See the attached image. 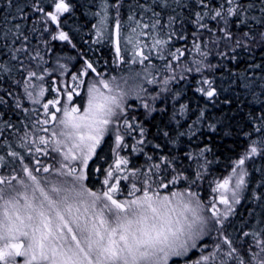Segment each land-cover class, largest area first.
<instances>
[{"label":"snow or ice","instance_id":"obj_1","mask_svg":"<svg viewBox=\"0 0 264 264\" xmlns=\"http://www.w3.org/2000/svg\"><path fill=\"white\" fill-rule=\"evenodd\" d=\"M6 2L12 6V0ZM156 3L161 8L170 6V0H156ZM171 3L187 7L184 0H171ZM197 3L208 12L193 13L191 23L195 30L191 33L192 49H188L172 44L173 40L187 42L189 39L183 30L177 31V16L169 15L165 20L161 13L140 4L139 8L152 12L150 22H144L132 12V5L125 4L124 0H99L100 11L93 13L99 17L98 23L93 25L98 38L96 42L107 36L109 43L114 44L116 60L113 63L128 66L127 74H122L119 79L116 76L105 78L93 62L81 56L78 70L68 73L70 80L75 82L74 87L53 88L55 73L59 71L63 75L66 65L58 64L53 68L37 49L32 52L27 47L14 50L16 53H28L27 62L20 60L18 55L12 56L13 60L20 61L21 79H14L11 82L13 87L0 92V123L6 128H15L6 119L5 105L9 111L21 110L23 113L39 111L24 106L25 99L33 105H41L48 118L31 124L34 129L32 136H38L40 145H50V150L37 147L35 151L51 157L53 162L46 163L37 158L32 168L23 165V177L26 179H18L15 175L11 179L0 176V264H264V232H244L243 236H251L252 239L239 247L223 234L224 222L234 212L233 205L240 203V192L245 186L247 172L242 166L250 156L264 155V152L258 153L255 146L257 143L264 145V140L252 141L250 150L236 162L232 172L238 178L233 186L229 187L232 182L229 176L213 189L220 193L218 202L226 209L223 213L215 201L205 208L198 194L191 190L207 162L201 163V159L212 151L207 144L198 146L195 156L190 151L183 154L192 161L187 168L178 170L177 157L173 153L159 156V162L148 164L147 171L136 168L130 176L123 177L119 172L127 171L129 161L117 154L114 165H110L105 173L101 190H93L89 186V162L94 156L99 158L97 149L109 142L106 137L115 135L116 145L121 147L125 138L120 134L122 129L125 135L138 133L141 137L136 141L138 145L150 143L146 139L144 120L150 123L156 119L154 114H159L162 121L174 122L171 131L166 130L167 124L157 130V135L172 144L180 137L187 136L190 141L197 137L196 129L200 124H206L212 133L229 128L225 123L227 115L208 124L205 110H200L193 126L186 132L177 131L185 125L180 124L175 111L180 93L171 85L201 74L195 91L215 106L220 90L215 79L202 75L205 68L214 67L205 63L210 52L232 63L237 60V49L251 51L252 44L264 47V28L258 32L251 28L233 32L229 27L233 23L230 17H236L237 28L247 26L248 10L256 6L253 3L246 6L238 0H224L227 8L223 4L218 8L210 7V0H197ZM260 3V10L264 13V0ZM33 7L44 14L45 31L51 41L67 42L75 48L61 21V15L70 11L69 3L51 0L49 10L37 4ZM124 7L129 9V15L127 21L122 22L121 8ZM209 13L211 20L222 22L219 27H210L205 22L204 18ZM21 17L27 18L22 10ZM179 23L183 28L184 22ZM259 23L264 26V17ZM13 27L16 29L13 43L16 40L26 42L28 37L20 31V25ZM122 46L124 52H132L128 61L121 55ZM45 47L50 49L47 43ZM193 50L201 59H184L186 53L191 56ZM152 57L161 63H152ZM132 65L143 67L135 70ZM0 68H4L2 62ZM154 73L160 74V78L157 79ZM249 83L242 86L247 90ZM145 84H157L159 87L150 91ZM46 91L56 92L57 98L42 103ZM60 93L66 96L63 104L58 98ZM74 95L79 98V103L74 102ZM130 99L140 101L138 107L143 110L142 119L129 114V110L136 107L129 103ZM223 103L231 104L232 101L226 98ZM179 107L180 115L190 111L186 103ZM251 119L259 121L254 132L264 134V102L261 113L252 115ZM49 124L55 126L40 127ZM40 132L49 135H38ZM224 134L229 133L225 131ZM21 140L22 146L35 143L27 133ZM154 147L160 149L162 146L155 144ZM139 151L143 153V148ZM10 155L18 157L19 154L12 152ZM19 159L24 158L19 156ZM152 160L151 155L147 156L148 162ZM193 168L195 171H191ZM238 168L241 169L239 173ZM185 172H191V175H185ZM122 181H129L130 188L127 185L122 187ZM184 182H188V186L183 190H173L175 185ZM121 196L124 198H119ZM205 211L211 215L205 216ZM213 231L218 233V237L212 250L205 251L209 247L205 237Z\"/></svg>","mask_w":264,"mask_h":264},{"label":"trees","instance_id":"obj_2","mask_svg":"<svg viewBox=\"0 0 264 264\" xmlns=\"http://www.w3.org/2000/svg\"><path fill=\"white\" fill-rule=\"evenodd\" d=\"M21 2L22 0H12V6L9 7L6 0H0V62H2V64L4 65V68H0V92H2L4 88L13 87L11 82L14 79H21V72L19 71L20 61L13 60L12 56L18 55L20 57V60H24L25 62H27L28 53H16L14 51L15 49L27 47L28 51L29 49H37L39 51H42L44 50L45 43L50 46V49L47 47H45V49H49L51 52H56L61 49V44L58 41H51L49 34L47 31H45V29L44 31L40 32L39 28L43 24L42 18H37L36 20L39 21H34L32 23L31 12H36L33 4H27L26 2L22 6L21 10L23 11V15L27 18L23 19L21 17V11L19 13L16 11V8L20 6ZM238 2L246 6L250 3H253L256 6L254 8H249L248 10L247 26L241 25L239 28H237L235 25L236 17L229 18L230 21H233V23H230L229 25V27L232 28L233 32L248 31L249 28H251L254 32L262 30L261 28H264V26H262L259 21L262 17H264V13H262L260 10V0H238ZM68 3L70 5V9L72 10V20L79 19V17L77 16L78 7H81V9H83V12H85V18H87L86 21H76L72 23L64 21L63 25L64 29L66 28L71 30L72 36L77 43L76 45L81 48L80 51L82 52V55L78 53L74 54L75 56H77V61H80L81 56H83L84 59L87 58L90 62L98 60L99 63H97V61L96 63L99 64V66L102 65L104 68L108 67L109 70L115 69L117 64L113 63V61L116 60L114 45L109 43L108 40H106L105 42L100 40V42L97 43L96 41L98 38L93 32V30H95L93 25H95L99 21V17L93 15V13H95V11L99 8V0H72ZM124 3L132 5V12L137 16L138 19H143L144 22H150L149 18L152 16V12L147 11L146 9L139 8L138 5L140 4L150 6L156 12L161 13L165 20L169 15L177 16V31L179 32L183 30L185 34L189 36V39L187 42L173 40L172 44H174L176 47L186 46L188 49H192L191 33L195 30L193 24L191 23V20L194 19L193 13L202 10L208 12V9H202V6L198 5L197 0H184V3L187 4V7H182L178 4L170 3V6L168 8L159 7L156 3V0H124ZM35 4L39 5L40 3L36 2ZM221 4H223L224 8L228 7V5L224 3V0H210V7L218 8ZM128 15L129 9L127 7L121 8L120 19L122 22L127 21ZM210 15L211 13L205 16V22L210 27H219L222 22L218 20H211ZM93 21L95 23L91 27L83 26L84 24L86 25ZM179 21L184 22L183 28H181ZM30 24L32 25L31 31L33 32L31 33L32 37L29 39ZM14 25H20V31L28 37V40L26 42L23 40H16L15 43H13L14 34L16 31V29L13 27ZM75 28H77L78 31L74 33ZM84 28H86V30ZM10 29L11 31H9ZM79 30L81 33H79ZM81 30L85 32H82ZM5 33H7L6 36L4 35ZM81 34H83L82 38ZM172 44H170L169 47H171ZM5 45L7 47H5ZM221 47H223V45H221ZM250 48L252 49L251 51L237 49L238 56L236 61H239L241 57L245 56L246 59L244 60H247L250 64L247 68H232V64L235 61L229 63L227 60H224L219 56L212 54L211 52L205 62L211 63L214 67H212L211 69L205 68L202 75L210 79H215L217 86L222 90V92H224L226 95L229 94L228 99L232 101L231 104H225L223 103L224 100L221 99L217 100L215 106H213V104L209 103V100L206 97L196 92L195 89L199 86L198 81L201 79V74L191 75L188 77L187 81H181L178 84L171 85L174 91H178L180 93L179 102L176 103L175 111L177 113V119L180 121V124L185 125V127L183 128H178L177 131L186 132L188 130V127L193 126V124L196 123V114L200 110H205V120H207L208 124L216 122L218 121V119H222L225 115H227L228 119L225 121V123L229 125L228 129L220 130L215 134L208 130L206 124H200V126L196 129L197 137L193 138L192 141H190L188 137L185 136L180 137L175 144H172L169 143L165 137L157 135V130L158 127L163 128L164 125L167 124L168 127L166 130L171 131L174 126V122L168 123L167 119L162 121L159 114H154L156 116L155 120L151 121L150 123L147 120H144V126L147 130L146 139L147 141H150V143L146 142L144 145H138L136 141L141 139L138 133L125 135L123 130L120 134L124 135L125 138L121 147H117L114 135L111 138L106 137V140H108L109 142L103 143L102 147L97 149L99 158L94 156L92 161L89 162V166L91 169L89 186L92 187L93 190H101L103 180L106 178L105 173L107 172L110 165H114L117 154H119L120 157L128 159L129 161V164L127 165V171L119 172V175L123 177L125 175L130 176V173L136 168H142L144 171H147L148 164L159 162V156L172 155L173 153L175 154V156L177 155V165L179 166L178 170L187 168V166L192 163V161L186 159L183 154L190 151L193 153V156H195L198 152V146L203 147L205 144H207L212 148V151L206 153L205 158L201 159V163H205V160L207 162L205 163V167L201 170L202 175L199 181L197 182V184L191 185V190L196 192L200 200L207 205L209 201V205H211L212 201L218 202L220 193L213 191V189L216 188V184L218 182H222L229 176L232 177L233 181L235 178L234 176L236 175H233L232 169L236 166V162L245 155L246 151L250 150V147L252 146L251 142H259L260 140H264V134L256 133L253 130L254 127L259 126V121H253L251 119L252 115L258 116L261 113L262 102H264V96H262L264 94V47H261L259 44H252L250 45ZM63 49H66V45ZM209 49H212L211 45H209ZM260 56H262L261 59H259ZM193 58L197 60L201 59V57L194 50L192 51L191 56H188V54L186 53L184 57V59L188 60H191ZM145 63L148 62L146 61ZM152 63L159 65L161 61L156 59L155 57H152ZM238 72H241V75L239 77H244V80H242L240 84L234 81ZM154 74L157 75V79L160 78V74ZM207 74H209V76H207ZM215 74H217L218 76L216 77ZM258 75L259 77L257 78ZM249 76L257 78V80L259 81H252V84L257 82V84L255 85L261 87L263 86V89H261L262 92H256V90L253 91L256 88H251V91L254 93L251 100L252 102H250L248 105L244 104L243 106L245 100H240L236 92L237 88L239 87L238 85H240L244 89L242 85L247 82L245 77L249 78ZM224 81L227 82L225 83ZM146 85L151 91L152 87L157 84ZM258 93L263 94L260 95V97L259 95H257ZM61 96H63V93H61L58 98H60ZM55 97L57 98V93L47 91L45 93V97L42 99V102H46L47 99ZM256 101H258V103ZM23 103L24 106H26L27 100L25 99ZM133 103L135 104V102ZM181 103H186L190 109V111L184 115H180L179 105ZM249 106L250 108H248ZM38 109V112L29 111L28 113H23L21 110H17L15 112L9 111L7 105L4 106V110L8 113L6 119L13 125H15V128L9 129L6 128L3 123H0V144H2V146L0 147V157H3V159H0V176L11 179V177L15 175L19 179L23 177V165L29 164L31 167H33L32 164L37 158L46 163L53 162L51 157H44L42 153H37L36 151H34L35 145H32L31 147L29 146V144L24 143L22 146L21 138L25 136V133H27L31 139H34L36 141V148L41 147L45 150H50V145H40L38 136H32L34 129H32L31 124L36 120H43L44 117L42 106L39 105ZM27 115H29V117ZM139 115L140 114L137 115L138 120L142 119V116L139 118ZM21 116L27 118V121L21 120ZM44 126L45 125H41L40 127ZM54 126V124L46 125V127L48 128H53ZM225 131H227L229 134L225 135ZM249 133L250 135H247ZM38 135L47 136L49 134L40 132L38 133ZM172 135H175V133H172ZM209 137H211V139H209ZM199 138L202 139L199 140ZM6 143H12L13 146L7 150L5 147ZM155 144H160L162 147L160 149H157L153 146ZM255 146L257 147L258 153L264 152V145L257 143ZM140 148H143V153L139 151ZM175 148L177 150H175ZM12 152L18 153V157L11 156L10 153ZM149 155L153 157V160L150 162L147 161V156ZM19 156H22L24 159L20 160ZM253 156L254 155L246 159L245 165L242 166L243 170L248 173L245 184L246 189L242 193L240 203L237 204V208L234 210L233 217L229 219L232 222L231 224H233L234 222L236 223V225L234 224L233 228H231V226H229V228L225 227L226 230L223 231V234L228 236L233 241V244L237 247H239L240 244L244 243L245 241L252 239L251 236H243L242 234L244 232H248L250 234L254 232H264V180H260L262 174L264 176V155H258V158H254ZM211 157H215V159ZM95 169H100V171H96ZM240 170L241 169L238 168L237 173H239ZM191 171H195V168H193ZM184 174L191 175V172H185ZM37 175L48 174L38 173ZM114 175H116L115 172ZM23 178L26 179V177ZM15 182L16 181H13V183ZM124 185H127L128 188H130L129 181H122V187ZM187 186L188 182L179 183L173 187V190H183ZM161 191L163 192L164 190ZM249 194L251 196H248ZM137 195H140V193H137ZM119 198L123 199L124 197L121 196ZM217 237V232L205 237V240L207 241L209 246L205 251L212 250V246L216 242ZM226 247L227 246L225 245L224 248Z\"/></svg>","mask_w":264,"mask_h":264},{"label":"rangeland","instance_id":"obj_3","mask_svg":"<svg viewBox=\"0 0 264 264\" xmlns=\"http://www.w3.org/2000/svg\"><path fill=\"white\" fill-rule=\"evenodd\" d=\"M71 2L72 0H65V2ZM27 2V4L28 3H30V4H35L36 2L37 3H40L38 6L39 7H43V8H45V10H49V5H50V0H22V2H21V4H20V6L19 7H17L16 8V11L19 13L20 11H21V9H22V6L25 4ZM170 3H171V0H170ZM171 4H173V3H171ZM42 5H44V6H42ZM15 11V12H16ZM100 11V8H98L95 12H99ZM37 12V11H36ZM31 12V14H32V18H31V20H32V23L34 22V21H39V20H36L37 18H43V13H40V12ZM145 13H147V12H145ZM63 15V14H62ZM61 15V21L63 22V16ZM31 23V24H32ZM29 25V39L32 37V32L33 31H31V29H32V25ZM97 24V23H96ZM45 27H46V25L43 23L41 26H40V28H39V30H40V32H42V31H44V29H45ZM93 32L96 34V29L95 30H93ZM41 34V33H40ZM71 37V36H70ZM46 38V37H45ZM148 37H144V39H147ZM71 39H72V44H74L75 45V48H73L72 47V45H70V44H68L67 42H63V41H58L60 44H61V49L59 50V51H56V52H51L49 49H45V47H44V50H42V51H40V53H41V55L45 58V60L48 62V64L49 65H51L53 68H56L57 67V65L58 64H63V65H66V67H65V69H64V74L63 75H61L60 74V72L59 71H57L56 73H55V75H54V80H55V83L53 84V88H55V87H57V86H59V87H61V88H65V87H74V85H75V82H73V81H71L70 80V78H69V76H68V73H74V72H76L77 70H78V68L80 67V61H77V56H75L74 54H80V55H82V52L80 51V47L78 46V45H76L77 43H76V41H75V39L73 38V36L71 37ZM37 40H39V39H37ZM102 41H106V40H108V37L107 36H104L102 39H101ZM147 40H149V38L147 39ZM29 42H30V40H29ZM65 45H66V49H63L64 47H65ZM129 47H131V46H129ZM32 50L33 49H29V52H32ZM65 51H69V52H65ZM147 49H145V53H147ZM65 52V53H64ZM28 55V54H27ZM121 55L123 56V58L125 59V61H128L129 60V58L132 56V52L131 51H128V52H124V50H123V46H122V53H121ZM206 62V61H205ZM147 64V63H146ZM133 69H135V70H140L143 66L142 65H132L131 66ZM102 68H103V71L101 72L102 74H104V76H105V78H109L110 76H116L117 77V79H119V77L122 75V74H127V71H128V66L126 65V64H119L118 66H116V68L115 69H107V68H104L103 66H102ZM113 72V73H112ZM207 76H209V74H207ZM215 76L217 77L218 75L217 74H215ZM85 79H87V78H85ZM210 79V78H209ZM217 79H219V78H217ZM256 80H257V78H256ZM247 82H250V81H252L251 79H247L246 80ZM263 82H264V80H263ZM263 85V84H262ZM252 86V85H251ZM48 87V85H47V83H45V88H47ZM145 87L146 88H148L147 87V85L145 84ZM263 87V86H262ZM261 86H256L255 88L256 89H254L253 91H260L261 92V89H263ZM153 88H158V85H155V86H153L152 87V89ZM245 89V88H244ZM248 90V92H250V90H251V87H248L247 88ZM230 91V90H229ZM264 91V90H263ZM47 92V91H46ZM45 92V93H46ZM237 92L238 93H242L241 95H248V93H246V91H244V90H242V91H238L237 90ZM244 92V93H243ZM56 93V92H55ZM61 94V93H60ZM59 94V95H60ZM250 94H252V96H253V92L251 91L250 92ZM257 95H261L260 93L259 94H257ZM56 98V97H55ZM253 98V97H252ZM60 100H61V103L63 104V103H65V101H66V96H65V94L63 93V96H61L60 98H59ZM74 102H76V103H79V98L78 97H76L75 95H74ZM133 102H135V104L133 103ZM43 103V102H42ZM129 103L130 104H132V105H135L136 107H133V108H131L130 109V111H129V114L130 115H132V114H135L136 116L138 115V114H140L139 115V118L141 117V113H142V109H140L138 106H139V104H140V101H138V100H135V99H130L129 100ZM26 106L27 107H29V109L31 110L32 108H37L38 109V107H39V105H33V104H31V102L30 101H27V104H26ZM60 105H57V107H59ZM50 109H51V106H50ZM42 110V109H41ZM51 110H53L54 111V109H51ZM43 112V111H42ZM44 113V112H43ZM57 115L59 116L60 115V113H57ZM28 117H29V115H27ZM45 118H48V117H46L45 115H44V117H43V119H45ZM20 119L21 120H26L27 121V118H25V117H23V116H21L20 117ZM39 119V118H38ZM41 119V118H40ZM44 127H46V125L44 126ZM121 131H122V129H121ZM115 136V135H114ZM3 143H4V141H3ZM32 145H35V149H36V141H35V143H32V144H29V146H31L32 147ZM2 146V144H0V147ZM13 145H12V143H6L5 144V147H6V149L8 150L10 147H12ZM35 149H34V151H35ZM32 164V163H31ZM33 165V164H32ZM27 166H29V168H32L29 164H27ZM264 168V167H263ZM263 171V170H262ZM263 173V172H262ZM247 175H248V173H247ZM247 175L244 177L245 178V184H246V179H247ZM235 178H234V180L231 182V184L229 185V187H231V186H233L234 184H235V181H236V179L238 178V177H236V176H234ZM260 180H264V176H263V174H262V176H261V178H260ZM16 183V182H15ZM246 189V186H244L242 189H241V192H240V195H241V198H242V193H243V191ZM246 193H247V191H246ZM246 193H245V195H246ZM248 196H251V195H248ZM231 198V197H230ZM205 200H206V198H205ZM219 201V200H218ZM241 201V200H240ZM202 202V201H201ZM213 202V201H212ZM216 202V201H215ZM203 203V205L205 206V208H207V207H209L210 205V201L208 202V205L206 204V203H204V202H202ZM216 207L220 210V212L221 213H223L226 209H225V206L224 205H221V204H219V202H216ZM233 208H234V210L237 208V204H234L233 205ZM204 215L205 216H210L211 215V213H209V212H207V211H205L204 212ZM233 215H234V212L228 217V219L224 222V230H226L225 229V227L226 228H229V226H231V228H233V226H234V224L236 225V223H234L233 222V224H231L232 222H231V220H229L230 218H232L233 217ZM209 227H212V225L210 224L209 225ZM217 227H219L218 225H217ZM223 230V231H224ZM214 233H216L215 231H213L211 234H214ZM207 237V236H206Z\"/></svg>","mask_w":264,"mask_h":264},{"label":"flooded vegetation","instance_id":"obj_4","mask_svg":"<svg viewBox=\"0 0 264 264\" xmlns=\"http://www.w3.org/2000/svg\"><path fill=\"white\" fill-rule=\"evenodd\" d=\"M51 1V0H50ZM67 2V1H66ZM68 3V2H67ZM74 5V4H73ZM72 10L70 9V11L68 12V13H64L62 16L64 17L63 18V22H62V28H63V30L64 31H66V32H68V34H69V36H71L72 37V32H71V30H69V29H64V21H66V22H70V23H72V22H76V21H80V20H72L73 19V15H72ZM77 16H78V12H77ZM95 22L93 21V22H91V23H89V24H87L88 25V27H91L93 24H94ZM78 31V29L77 28H75V30H74V33L75 32H77ZM242 58V57H241ZM239 59V61H235L232 65H233V67H239L238 69H241L242 67H244V68H247V67H249V62L247 61V60H242V59H244V58H242V59ZM262 58V56H260L259 57V59H261ZM87 59V58H86ZM88 60V59H87ZM97 61V63H99L98 62V60H96ZM96 61H94L93 62V64H94V66L97 68V71L98 72H102L103 71V68H102V65L101 66H99V64H97L96 63ZM245 61V64L244 65H241V63L242 62H244ZM254 63V62H253ZM232 67V68H233ZM105 68H107V69H109L108 67H105ZM113 73V72H112ZM229 73V72H228ZM94 75V74H93ZM241 75V72H238L237 73V76H236V78L234 79V81H236L238 84H240L241 82H242V80H244L243 78L244 77H239ZM245 79L247 80V79H251L252 81L255 79V77H250L249 76V78H247V77H245ZM252 81H250V83L252 82ZM225 83L227 82V81H224ZM216 86H217V84H216ZM218 87V86H217ZM218 89L220 90V95H219V97L217 98V100H221V99H223V100H225V98H226V94L224 93V92H222V90L218 87ZM242 89V87L239 85V87L237 88V90L240 92V90ZM238 93V92H237ZM239 94V93H238ZM209 103L210 104H213L212 102H210L209 101ZM258 155H255L254 156V158H258L257 157Z\"/></svg>","mask_w":264,"mask_h":264},{"label":"bare ground","instance_id":"obj_5","mask_svg":"<svg viewBox=\"0 0 264 264\" xmlns=\"http://www.w3.org/2000/svg\"><path fill=\"white\" fill-rule=\"evenodd\" d=\"M152 3H153V2H152ZM79 5H80V3H79ZM77 7H78V6H77ZM84 9H85V8H84ZM77 12H78V17H79L78 20H80V21H86L87 18H85V12H83V9H81V7H80V8L78 7ZM83 26H84V27H88L87 24H86V25L84 24ZM246 28H247V27H246ZM84 29L86 30V28H84ZM261 29H262V28H261ZM258 30H259V29H258ZM81 31H82V30H81ZM82 32H85V31H82ZM79 33H81L80 30H79ZM81 35H82V36H81V38H82V37H83V34H81ZM78 39H79V38H78ZM247 57H248V56H247ZM242 58L246 59L245 56L242 57ZM244 59H243V60H244ZM244 64H245V61L241 63V65H244ZM233 68H239V67H233ZM258 77H259V75L257 76V78H258ZM253 81H256V78H255ZM257 81H259V80H257ZM260 81H262V80H260ZM255 84H257V82L254 83V84H252V82H251V83H249V87H251V88H255V87L257 86V85H255ZM260 84H261V83H260ZM251 85H252V86H251ZM263 88H264V87H263ZM242 90L246 91V93H248V95L245 96V95H241L242 93H239V94H238L237 92H236V93H237L238 97L240 98V100H243V101L245 100V101H244L245 103H243V106H244V104H247V105H248L250 102H252L251 100H252V97H253V96H252V94H250L251 90H250V92H248V91H247L248 89L246 90V89H243V88H242L240 91H242ZM252 90H253V89H252ZM256 92H257V91H256ZM256 92H255V93H256ZM261 92H262V91H261ZM236 93H235V94H236ZM243 93H244V92H243ZM258 94H259V93H258ZM262 94H263V93H262ZM262 94H261V95H262ZM230 95H231V94H230ZM262 96H264V94H263ZM260 97H261V96H260ZM226 98H227V99L229 98V94H227ZM226 98H225V99H226ZM255 98H256V96H255ZM237 99H238V98H237ZM233 100H234V99H233ZM240 100H239V101H240ZM257 100H258V99H257ZM262 100H263V98H262ZM243 101H242V102H243ZM254 101H255V100H254ZM242 102H241V103H242ZM256 102L258 103V101H256ZM201 103H202V102H201ZM203 103H204V102H203ZM253 103H254V102H253ZM259 103H260V102H259ZM254 104H255V103H254ZM254 104H253V105H254ZM201 105H202V104H201ZM202 106H203V105H202ZM207 106H208V105H207ZM204 107H205V106H204ZM234 107H235V106H234ZM217 108H218V107H217ZM226 108H227V107H226ZM226 108H225V109H226ZM248 108H250V106H249ZM218 110H219V109H218ZM221 110H222V108H221ZM212 117H213V116H212ZM235 117H236V116H235ZM218 120H219V119H218ZM195 121H196V120H195ZM144 123H145V122H144ZM207 123H208V122H207ZM199 126H200V125H199ZM203 133H204V132H203ZM206 133H207V132H206ZM209 133H210V132H209ZM215 134H216V133H215ZM207 137H208V136H207ZM201 139H202V138H201ZM201 139L199 138V140H201ZM191 141H192V140H191ZM208 141H209V140H208ZM197 143H198V142H197ZM195 144H196V143H195ZM153 146H154V145H153ZM172 148H173V147H172ZM181 148H182V147H181ZM185 149H186V148H185ZM175 150H177V149L175 148ZM241 151H242V150H241ZM167 152H168V151H167ZM170 153H171V152H170ZM176 156H177V155H176ZM257 157H258V156H257ZM208 158H209V157H208ZM211 158H214V159H215V157H211ZM256 183H259V182H256ZM262 186H263V185H262ZM255 188H256V187H255ZM251 190H254V189H251ZM251 190H250V191H251ZM252 192H253V191H252ZM249 193H250V192H249ZM250 194H251V193H250ZM250 194H249V195H250ZM253 196H254V195H253ZM255 196H256V195H255ZM263 196H264V195H263ZM251 198H252V197H251ZM263 206H264V205H263ZM261 211H262V210H261ZM259 222H260V221H259ZM253 223H254V222H253ZM256 225H257V224H256ZM258 226H259V224H258ZM261 226H262V225H261ZM255 229H256V228H255ZM261 229H262V228H261Z\"/></svg>","mask_w":264,"mask_h":264}]
</instances>
